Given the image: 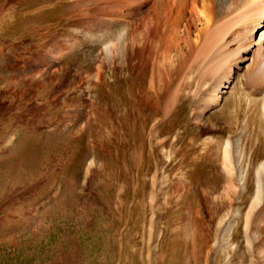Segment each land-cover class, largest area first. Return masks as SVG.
<instances>
[{
	"label": "rangeland",
	"instance_id": "1",
	"mask_svg": "<svg viewBox=\"0 0 264 264\" xmlns=\"http://www.w3.org/2000/svg\"><path fill=\"white\" fill-rule=\"evenodd\" d=\"M131 1L0 0V66L31 78L0 118V264H264V86L243 63L207 110L215 77L167 72L190 14L168 58L110 57L150 11Z\"/></svg>",
	"mask_w": 264,
	"mask_h": 264
},
{
	"label": "bare ground",
	"instance_id": "2",
	"mask_svg": "<svg viewBox=\"0 0 264 264\" xmlns=\"http://www.w3.org/2000/svg\"><path fill=\"white\" fill-rule=\"evenodd\" d=\"M159 3H162L160 4V10L154 13L153 9ZM131 4H129V7L135 10L149 7L150 11L146 16L147 18L144 15L146 19L142 21L141 28L135 27V35L139 34L138 40L127 41V30H125L124 35L122 34L120 37V44L118 46L112 43L106 46V51L110 57H119L124 63H131L135 60L149 61L153 56L154 58L158 57L157 53H154V44L158 41L159 45L157 47L168 58L172 52L180 50L179 42L182 41L176 40L174 30L178 28L179 23L186 20L184 17L190 14L193 18L191 20L201 29V33L198 34L200 38L196 34L198 37L196 36L197 39L195 41L182 44L187 45V50L182 54L177 52L180 54L177 57H174L176 55H172L175 60L179 58L182 61L179 63L178 59L176 66V62L169 64L168 61L167 72L176 68L180 71L178 70V73L177 71L174 72L179 74L184 69L186 71L187 64L195 61L200 63L197 70L199 72L201 71L200 73L202 75L207 73L215 77L212 93L205 100V108L207 110L217 105L218 101L222 98V94L226 93L225 89L231 87V84L235 80V70L243 69V63H248L246 67L247 72H245L248 80L250 78V81L252 80L254 82L255 87L258 85H261L260 87L264 86V0H142L139 3L133 4L132 2ZM185 25L182 27H187V24ZM189 26L187 27L188 29H190ZM258 29L260 31L256 38L255 34ZM191 35L188 37L191 38ZM186 61L190 62L187 63ZM203 63L207 66L203 67ZM131 65L133 66L132 63ZM165 68L166 66L164 64L163 71ZM189 69L191 68L189 67ZM160 71L163 72L162 70ZM161 74L163 77L165 73ZM166 74L164 75L165 77ZM184 75L183 71V77ZM257 89L259 90V88ZM177 91H180V89H177ZM262 103L264 108V99ZM202 115L203 113L198 115L197 119H200ZM224 157L227 163L231 161V156L227 151ZM256 182L257 192L252 204V207L255 208L261 205L264 199V161L257 168ZM241 183L243 187L245 181L242 180ZM232 227L233 224H229L226 229L227 232L231 231Z\"/></svg>",
	"mask_w": 264,
	"mask_h": 264
},
{
	"label": "crops",
	"instance_id": "3",
	"mask_svg": "<svg viewBox=\"0 0 264 264\" xmlns=\"http://www.w3.org/2000/svg\"><path fill=\"white\" fill-rule=\"evenodd\" d=\"M0 31H2V28H0ZM6 60L4 61L5 66H0V118L3 113L8 111L9 103L12 102L13 92L24 91V83L30 82L31 80L29 72L23 74V67H20L17 76H14L13 73H16V66L8 58ZM1 70L8 71L10 76L4 78ZM38 90L36 89L35 91Z\"/></svg>",
	"mask_w": 264,
	"mask_h": 264
}]
</instances>
